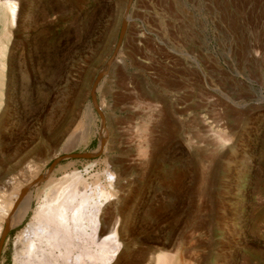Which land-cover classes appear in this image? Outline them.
<instances>
[{"label":"rangeland","instance_id":"obj_1","mask_svg":"<svg viewBox=\"0 0 264 264\" xmlns=\"http://www.w3.org/2000/svg\"><path fill=\"white\" fill-rule=\"evenodd\" d=\"M18 3L0 194L38 183L0 264H26L22 242L73 179L114 194V264H264V0Z\"/></svg>","mask_w":264,"mask_h":264},{"label":"bare ground","instance_id":"obj_2","mask_svg":"<svg viewBox=\"0 0 264 264\" xmlns=\"http://www.w3.org/2000/svg\"><path fill=\"white\" fill-rule=\"evenodd\" d=\"M19 11L18 0H0V108L3 104L6 59L12 39L11 30L18 25ZM29 179L25 181L26 189L21 197L19 187L21 183L18 182L14 184L9 182L10 192L0 194V236L5 224L8 228H12L25 219L30 209L32 187H34ZM73 180L66 188L70 190L66 196L60 198L58 195L61 188L56 186L50 196H47L49 206H46L47 210L42 211L37 217L39 220L37 223L43 225L40 226L43 230H36V233L40 231V234L35 233V239L26 235L27 238L22 242L20 255L26 259V264L66 262L68 264L70 260L79 262V258H82L80 256L84 254L91 257L93 264L99 260L104 264H114L112 258L119 256L122 243L117 224H114L106 234H102L100 229L101 215L106 205L114 200L112 198L114 194L103 190L104 187L94 190V193L91 189V193L88 194L89 192L83 191L87 189L86 181ZM173 261L167 255H159L156 264H173Z\"/></svg>","mask_w":264,"mask_h":264},{"label":"water","instance_id":"obj_3","mask_svg":"<svg viewBox=\"0 0 264 264\" xmlns=\"http://www.w3.org/2000/svg\"><path fill=\"white\" fill-rule=\"evenodd\" d=\"M51 173V170L50 171H48V173L44 176V177H46V176H48L49 174ZM41 181V180H40ZM38 182H35L34 184H32L33 186L34 185H36Z\"/></svg>","mask_w":264,"mask_h":264}]
</instances>
